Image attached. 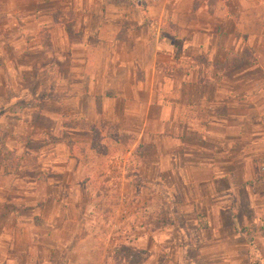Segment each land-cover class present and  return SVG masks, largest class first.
<instances>
[{
    "label": "rangeland",
    "instance_id": "rangeland-1",
    "mask_svg": "<svg viewBox=\"0 0 264 264\" xmlns=\"http://www.w3.org/2000/svg\"><path fill=\"white\" fill-rule=\"evenodd\" d=\"M33 1L0 0V81H3L0 82V140L4 139L0 175L9 172L15 176L13 183L0 178L4 182L0 187L12 186L13 197L8 194L3 199L20 206L32 199L27 191L39 172L41 175L50 171L49 179L58 184V164L66 154V148L60 144L66 138L61 133L58 108L60 103L74 107L73 95L90 91L92 85L87 80L96 75L97 67H93L92 59H82L89 54L85 51L87 41L82 30L102 25L104 21L95 14L97 8L89 9L93 11L92 17L84 20L74 17L73 3L65 7L58 0H45V4L35 0L32 5ZM222 3L178 0L173 6L170 0H143L145 15L138 23L147 27V34L141 40L142 46L146 41L143 49H147L144 53L142 49L132 52L137 65L129 68L135 78L151 75L152 66L147 62L153 53L150 49L155 43L156 29L163 39L169 38L167 41L173 44L188 39L186 28L196 29L194 42L197 44L211 41L219 46L223 42L221 34L227 36V57L222 60L221 52L213 51L215 61L211 68L204 66L210 63L205 62L203 51L185 50L174 51L173 56L179 62L164 68L174 78L190 68L191 75L200 76L207 70L219 80L197 91L208 100L217 91L216 96L222 99L221 107L216 102L206 117L209 122L206 133L200 123L193 122L206 135L205 139L197 136L188 139L195 145L190 148L194 165L205 164L208 168L210 164L211 167V171L199 173L197 178L215 180L184 189H180L175 179L158 187L138 180L134 184L138 186L127 196L114 193L94 196L85 193V188L82 193L79 190L76 193L74 188L73 193L60 194L64 209L60 214L66 222L54 238L62 242L75 233L85 237L83 243L73 246L72 251L77 254L69 255L67 264H264V70L260 67H264V35L259 34L263 22L254 18L264 12V7L255 6L253 0H243L241 5L229 0V19L225 21ZM173 15H176L174 19ZM132 22V28L137 29L138 23ZM225 25L228 31H223ZM168 58V55L159 56L156 62L161 66ZM140 61L143 66L138 65ZM109 73L111 68L106 67L105 75ZM117 73L122 75L123 69L118 68ZM95 85L99 90L101 83L94 84L92 89ZM190 90L185 92L188 94ZM106 91L110 95L111 91ZM231 94L243 98L236 102ZM78 105L85 107L86 103L81 100ZM204 108L205 105L198 107L199 115L195 117L202 118ZM52 112L56 114L49 120ZM101 129L68 133L78 144L92 140L83 150L74 149L72 153L78 158L82 154L86 167L92 150L117 159L125 155L122 146L125 135L110 134L107 126ZM106 133L118 137L121 146L108 145L110 148L105 152L107 143L103 144L102 139ZM95 142L98 145L92 146ZM108 152L110 155H105ZM100 162V166L97 163L94 167L96 174L110 168L109 162ZM136 167L134 163H126L131 176L136 175V171L131 172ZM93 179H83V182L92 185L97 181ZM113 186L118 189L116 184ZM81 208L83 216L77 222ZM22 229L27 235V229ZM38 232L46 234L44 230ZM22 248L20 243L16 244L17 251H23Z\"/></svg>",
    "mask_w": 264,
    "mask_h": 264
},
{
    "label": "crops",
    "instance_id": "crops-1",
    "mask_svg": "<svg viewBox=\"0 0 264 264\" xmlns=\"http://www.w3.org/2000/svg\"><path fill=\"white\" fill-rule=\"evenodd\" d=\"M58 1L65 7H67V4L73 3L75 18L77 16L84 20L91 18L93 11H89V9L94 8H97L95 14L100 19L103 18L102 25L94 28L87 27L82 30V34H85L83 39L87 41L84 45L87 48L85 51H89L88 57H82V59L86 61L92 59L93 67H97V70H95L96 75L88 78L87 83L91 84L92 87L98 82L101 85L99 90H96L95 85V88L92 89L91 87L87 94L83 92L81 95H73L72 98L76 102L74 107H64L61 103L59 105L61 133L66 138L60 144L66 148V154L61 156L58 164L59 171L56 172L59 176L58 184L49 179L52 177L50 171L49 173L42 172L41 175L39 172L31 180V189L27 191L32 199L29 204L23 206L5 201L6 198L3 199L8 194L12 195V186L0 187V264H67L69 255L72 253L77 254L75 250L72 251L73 246L83 243L85 241L84 236L75 233L62 242L57 240V237L54 238L65 227L66 219L60 214L64 210L61 206L60 194H64L66 191L73 193L75 188L76 193L78 190L82 193L85 188L87 189L85 193L94 196L110 193L127 196L132 194V190L138 186L137 184L134 185L138 180L152 182L158 187L163 182L168 184L170 180L175 179L180 185V189L189 186L195 188L197 185L206 182L209 184L215 180L209 181V178H197V174L211 171V167L210 164L208 168L205 164H200L197 167L194 165L193 158H190V148H194L195 145L189 142L188 139L191 136L205 139L206 135H203L202 131L199 132L200 129L197 130L196 124L193 122L200 123L203 127L201 130L206 133L209 123L206 117L211 114L210 110L212 107L215 108L214 104L216 102L219 103L217 106L221 105L222 99L216 96L217 91L213 92L209 100L205 94L201 95L197 91L201 90L203 86L219 80L210 76L206 72L207 70H203L200 76L191 75L190 68H187L188 70L183 73L179 71L182 74L179 78H174L170 75L171 71L169 74L164 71V68L179 62L173 56V52L179 50L191 53L203 51L206 56L205 62L210 63L209 66L205 64L204 66L205 68H211L212 63L215 61L213 51L219 50L222 54V60L226 59L225 41L227 36L221 34L223 42L219 46H216L215 43L212 44L211 41L197 44L194 42L197 34L196 29L186 28L189 35L188 39L185 42L173 44L171 41H167L169 38L165 37L163 39V36L156 29L154 32L155 43L150 49L153 53L150 54L147 62L148 65L152 66L150 69L151 75L145 74L135 78L129 68L137 65L132 52L142 49L144 53L147 49H143L146 41L143 46L141 44L142 35L147 34V27H141V24L138 23L142 22L146 7L141 12L138 8H132L120 2L119 4H110L107 2L108 0ZM177 1L170 0L173 6ZM231 1L238 5L243 3V0ZM35 2L34 0L31 4L34 5ZM48 2L57 1L48 0ZM219 2L224 4L222 15L223 20L226 21L229 19L227 5L229 0H219ZM39 3L45 4V0H40ZM253 3L255 6L264 7V0H253ZM123 6L130 8L132 12L130 13ZM240 11L238 19L240 18ZM32 14L35 15V12H32ZM44 15H48V13ZM174 17L176 15H173V19ZM159 18L160 16L158 20ZM254 18L263 22L259 34L264 35V12L262 14L257 13ZM132 21L138 23L137 29L132 28ZM123 23L125 25H121ZM173 23L176 22L173 21ZM236 24L238 25L239 22ZM225 30L228 31L226 25L223 28V31ZM213 38L216 40V35H213ZM128 53H131V55ZM164 55H168V62L166 64L161 62L162 65L159 66L156 62L159 60H156V57ZM189 58L192 62L194 61L191 55ZM138 65L143 66L144 64L140 61ZM106 67L111 68V74L109 73L108 76L105 75ZM255 67L258 68L259 66L256 65ZM260 67L264 70V67ZM118 68L123 69L122 75L117 73ZM97 72H99L98 75ZM221 80L222 78H220ZM0 82L3 83L2 80ZM194 87L196 91L192 90ZM188 88H191V90L187 94L185 90ZM107 89L111 91L108 96L106 95ZM238 95L231 94V99L239 102L243 96ZM96 99H98L97 105ZM81 100L86 103L85 107L78 105ZM204 105L203 117H195L199 115L196 109ZM54 114L56 113H50L48 119L53 120ZM68 122H72V124L69 125ZM105 126H107L110 134L114 132V134L125 135L122 144L125 155L117 159L112 157L110 152L105 153V155L109 154L110 156L104 157L99 151L92 150L93 155L87 158L86 164H89V166L86 167L81 158L82 154L78 158V155L74 156L72 153L74 149L80 148L83 150L85 145L92 143V140H84L87 144H78L76 138L71 140L68 137V133L89 132L90 130L95 132L97 129H99L98 131L102 130L101 128ZM102 140L103 144L107 143V146L104 147L105 152L107 148L109 150V146H112V144L115 147L121 146L118 137L107 133L106 138ZM97 145V142H95L92 146ZM35 155L36 152H33L32 156ZM36 160L38 164L40 160L38 158ZM36 160L34 161L36 162ZM100 161L104 164L109 162L110 168L107 171L102 170L103 173L96 174L94 167L96 168L97 163L100 166ZM126 163L137 165L136 170H131V172L136 171L135 176H131L130 171H127ZM112 165L114 169H112ZM84 174H86L85 178H83ZM0 178L1 181L8 179L10 183H13L15 176L5 172L0 175ZM83 179L97 181L93 182L92 185H89V183L87 185L83 182ZM134 179L135 181H133ZM67 180L71 181V185L68 184ZM99 181L102 182L99 183ZM113 184L118 186L117 190H115ZM111 189H114V191L110 192ZM104 190L106 191L104 192ZM74 206L77 207L76 204ZM80 210L81 213H78L76 217L77 222L80 221L79 216H83V209ZM21 212H25V214L21 215ZM22 227L27 229V235L24 234L26 230H23ZM42 230L46 234L38 232ZM42 237H45V239L43 240ZM17 243L23 246V251L16 250Z\"/></svg>",
    "mask_w": 264,
    "mask_h": 264
},
{
    "label": "trees",
    "instance_id": "trees-1",
    "mask_svg": "<svg viewBox=\"0 0 264 264\" xmlns=\"http://www.w3.org/2000/svg\"><path fill=\"white\" fill-rule=\"evenodd\" d=\"M107 2L110 3V4H119V2H120V3H123L124 5H127V6L132 7V8H138L141 12L143 11L142 0H108ZM3 140L4 139L0 140V144H1V147H0V160L1 161H2L1 158H3L2 154L4 153Z\"/></svg>",
    "mask_w": 264,
    "mask_h": 264
}]
</instances>
